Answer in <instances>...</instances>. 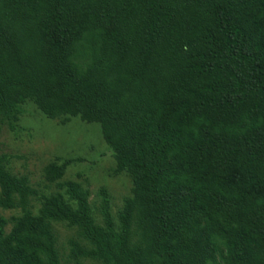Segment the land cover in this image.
I'll list each match as a JSON object with an SVG mask.
<instances>
[{
  "label": "trees",
  "instance_id": "16d2710c",
  "mask_svg": "<svg viewBox=\"0 0 264 264\" xmlns=\"http://www.w3.org/2000/svg\"><path fill=\"white\" fill-rule=\"evenodd\" d=\"M30 102L132 189L114 214L73 161L46 193L1 155L0 264H264V0H0V130Z\"/></svg>",
  "mask_w": 264,
  "mask_h": 264
},
{
  "label": "rangeland",
  "instance_id": "374dc122",
  "mask_svg": "<svg viewBox=\"0 0 264 264\" xmlns=\"http://www.w3.org/2000/svg\"><path fill=\"white\" fill-rule=\"evenodd\" d=\"M94 125V126H92ZM100 134V135H99ZM99 126L75 118L65 123L42 115L30 102L24 106L21 120L13 127L0 130V156H7L9 168L16 175L28 176L35 188L53 191L44 178L45 167L53 161L71 160L64 180L81 182L91 192L97 204L101 187L109 190L114 214L130 196L132 181L127 175H115V163L104 154ZM105 143V142H104ZM107 147V146H106ZM37 208L39 204L36 202ZM16 212L0 209V215L10 218ZM60 242L67 244L69 232L59 227ZM88 264H94L88 262Z\"/></svg>",
  "mask_w": 264,
  "mask_h": 264
}]
</instances>
